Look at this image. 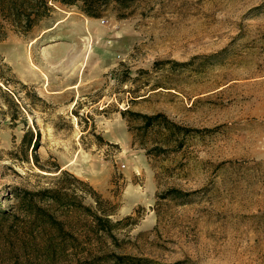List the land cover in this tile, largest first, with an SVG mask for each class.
<instances>
[{"label":"rangeland","instance_id":"rangeland-1","mask_svg":"<svg viewBox=\"0 0 264 264\" xmlns=\"http://www.w3.org/2000/svg\"><path fill=\"white\" fill-rule=\"evenodd\" d=\"M122 2L0 40V264H264V0ZM56 168L135 224L58 211L47 251L25 192Z\"/></svg>","mask_w":264,"mask_h":264},{"label":"trees","instance_id":"trees-1","mask_svg":"<svg viewBox=\"0 0 264 264\" xmlns=\"http://www.w3.org/2000/svg\"><path fill=\"white\" fill-rule=\"evenodd\" d=\"M122 1L125 0H0V40L6 38L10 31L19 34L29 33L42 19L49 15L52 10L51 3L73 6L85 15L96 18L104 14L107 6L112 2L118 7H125L126 5ZM120 113L122 116L128 114L131 118H139L142 123L137 128L149 127L157 123L158 118L161 117V115H143L129 110H123ZM56 169H58L56 172L59 171V173L52 178L53 183L51 185L37 192H25L30 196L32 202L29 204L33 214L32 220L40 229L41 237L46 245L50 244V247H47L50 249L47 251H51V247L55 243H64L65 237L72 235L65 231L63 221L57 218L56 213L58 211L77 212L85 219L86 231L99 239L107 237L115 241V232L125 226L128 221H132L130 222L131 225L135 224V220L131 216L114 219L115 204L103 198L88 183L65 170ZM76 186L81 193L77 192ZM35 196L42 199L45 206H39L34 202ZM87 197L90 199V203L85 204L82 199ZM57 236L61 238L56 240ZM73 241L75 240L69 241L70 245L75 244ZM89 254L95 255L92 248L89 249Z\"/></svg>","mask_w":264,"mask_h":264}]
</instances>
